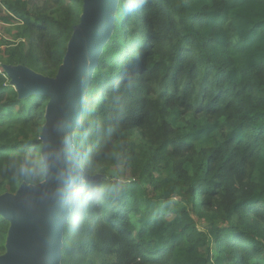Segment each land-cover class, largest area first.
Here are the masks:
<instances>
[{
    "label": "trees",
    "instance_id": "16d2710c",
    "mask_svg": "<svg viewBox=\"0 0 264 264\" xmlns=\"http://www.w3.org/2000/svg\"><path fill=\"white\" fill-rule=\"evenodd\" d=\"M0 0V196L22 184L49 99L3 71L55 78L83 0ZM1 46L4 50H1ZM74 144L61 264H264V0H119ZM10 222L0 215V257Z\"/></svg>",
    "mask_w": 264,
    "mask_h": 264
},
{
    "label": "water",
    "instance_id": "95a60500",
    "mask_svg": "<svg viewBox=\"0 0 264 264\" xmlns=\"http://www.w3.org/2000/svg\"><path fill=\"white\" fill-rule=\"evenodd\" d=\"M119 0H83L81 22L68 43L64 63L55 78H47L23 66H5L20 98L41 95L49 99L45 124L39 140L42 157L63 153L53 160L43 183L22 184L16 194L0 196V215L10 222L6 253L0 264H61L64 227L70 216V186L61 178L71 166L77 181L88 176L81 168L74 144L80 126L85 97L102 48L110 37Z\"/></svg>",
    "mask_w": 264,
    "mask_h": 264
},
{
    "label": "clouds",
    "instance_id": "9594fccd",
    "mask_svg": "<svg viewBox=\"0 0 264 264\" xmlns=\"http://www.w3.org/2000/svg\"><path fill=\"white\" fill-rule=\"evenodd\" d=\"M63 153L56 155H45L39 159H33L31 157H26L23 165L20 169L21 175L30 181L39 180L52 166L53 160L60 161L63 159ZM61 178L66 184L70 186V193L74 200L79 198V189L72 190V186L75 185L77 177L75 176L74 170L71 166L65 168L61 172Z\"/></svg>",
    "mask_w": 264,
    "mask_h": 264
},
{
    "label": "rangeland",
    "instance_id": "374dc122",
    "mask_svg": "<svg viewBox=\"0 0 264 264\" xmlns=\"http://www.w3.org/2000/svg\"><path fill=\"white\" fill-rule=\"evenodd\" d=\"M43 0H35V4L37 7H42L43 5ZM17 34V29L15 27V25H4L2 23H0V44L2 41L4 40H7V41H10V42H18V41H22V42H25L26 40L24 39H21V40H16L15 38V35ZM1 50L3 51L4 50V47L1 46ZM5 68V66H4ZM3 68V71L5 72V74L7 75L5 69ZM8 80H9V83L11 86H12V83H11V79H9V77L7 76ZM100 178V176H98Z\"/></svg>",
    "mask_w": 264,
    "mask_h": 264
}]
</instances>
